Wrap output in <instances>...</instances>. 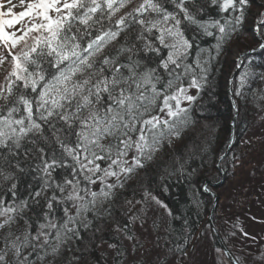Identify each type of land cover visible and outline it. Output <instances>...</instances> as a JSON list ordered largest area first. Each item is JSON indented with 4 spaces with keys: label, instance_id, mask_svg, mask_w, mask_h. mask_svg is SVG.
<instances>
[{
    "label": "snow or ice",
    "instance_id": "snow-or-ice-1",
    "mask_svg": "<svg viewBox=\"0 0 264 264\" xmlns=\"http://www.w3.org/2000/svg\"><path fill=\"white\" fill-rule=\"evenodd\" d=\"M248 31L233 61L243 69L230 81L234 98L250 79L264 80L251 62L264 54V0H0V264H60L82 229L99 231L113 215L129 182L153 172L157 189L144 184L140 199L126 201L134 211L116 231L136 252L144 245L130 226L151 220L157 248L173 253L160 228L167 235L177 217L158 190L175 177L199 215L215 131L201 115L205 97H215L217 65ZM232 107L239 115L238 99ZM28 174L34 183L21 197ZM160 210L169 219L157 224ZM191 236L185 228L183 241ZM109 247L118 260L127 255ZM156 257L168 264L166 253Z\"/></svg>",
    "mask_w": 264,
    "mask_h": 264
},
{
    "label": "trees",
    "instance_id": "trees-1",
    "mask_svg": "<svg viewBox=\"0 0 264 264\" xmlns=\"http://www.w3.org/2000/svg\"><path fill=\"white\" fill-rule=\"evenodd\" d=\"M251 38L252 33L250 31L245 32L241 36V44L230 47L229 51L222 57L220 64L217 65L218 70L214 73L215 97L211 101L208 100L207 96L205 97L204 110L201 115L209 117L207 122L215 124V131L212 133L211 152L208 156L209 163L205 165L207 170L201 169L204 172V182L210 185L211 190L202 196L203 205L199 209V215L196 214L197 210L192 209L187 202L189 195L187 186L182 182H177L175 177H173L170 190L167 193L163 192L162 189L158 190V194L174 210V215L177 217V219L171 220L168 234L165 235L164 231L160 234L162 237L161 243L166 239L168 247L174 249V252L169 254L175 257H185L182 251L176 250V245L179 244L181 248L186 247L188 249L197 229L205 225L212 232L213 244L220 248L215 230H213L211 222L208 219L214 199L210 192H214L219 196L221 194L219 189L223 188L222 185L219 188L213 187V184L219 182L222 176L220 171L217 173L212 167L211 161L213 159L216 161L217 157L221 156L225 158L219 161L222 174L225 175L227 180L231 178L237 179L228 188L229 191L226 194V198L228 200L233 199L231 204L238 208L240 206L246 208L247 198L250 197L252 192V180L257 179L260 172L264 170V99L260 98L264 96V80L259 78L250 79L245 86L244 97L241 98H234L232 84L230 83L234 79L238 83L239 74L243 71V69L235 67V63L233 62L236 59L235 52L238 49L243 51V44L250 43ZM251 62L256 66L257 72L264 71V54L251 53ZM234 99H238L240 105L239 115H236V110L232 107ZM228 147L229 150L225 154ZM247 162L252 165L243 168ZM238 168L240 169L238 171L239 176L235 178L234 175ZM29 183H34L32 174L22 175L19 191L21 197L27 194L26 190ZM129 183L131 186L123 190V194L115 207L113 215L103 222H98L99 231L95 228L87 231L82 229V239L79 241L74 240L70 243L71 250L65 249L64 257L60 264H121L123 262L125 257L122 260H118L114 248H112L113 255L111 261L107 259L105 252L100 248L103 245L116 244L122 250H126L124 244V239H126L125 234L116 231L117 223L123 227L127 223L130 210L134 211L132 204H128L126 201L140 199L144 184L150 183L151 187L155 190L160 181L153 172L138 183ZM256 183L254 182L253 184L255 185ZM6 191L7 186L0 185V196H5ZM6 198L10 200L11 194H7ZM60 214L62 215V213ZM232 216L233 218L230 219ZM226 218L228 219L226 221L231 220V225L233 224L232 228L236 229L237 220L240 218L238 209L235 211L231 210L229 215H226ZM168 219L167 217L166 221ZM185 221L188 222L187 225ZM21 224L23 225V221H21ZM212 224L221 241L230 251L226 241L229 235L221 231V224L217 220L216 215L212 217ZM185 228L192 232V236L186 243L183 241ZM133 229L134 225H131L130 230L132 234ZM152 233H154L153 236H155L157 246V230L153 227ZM159 248L167 249L163 247ZM73 254L80 256L81 259L79 261H72ZM36 264H39L38 260Z\"/></svg>",
    "mask_w": 264,
    "mask_h": 264
},
{
    "label": "rangeland",
    "instance_id": "rangeland-1",
    "mask_svg": "<svg viewBox=\"0 0 264 264\" xmlns=\"http://www.w3.org/2000/svg\"><path fill=\"white\" fill-rule=\"evenodd\" d=\"M237 53V52H235ZM236 56V55H235ZM3 71L0 70V79H2ZM252 164L248 163L243 167H250ZM240 169H237L234 177L238 178ZM237 179L224 178L223 188H220V197L218 196L217 206L213 212L217 220L220 221L221 228L224 234H228L227 245L234 257H240L241 264H264V261L259 259L264 255V170L260 172L257 179L252 180L251 195L246 202V208L234 206L233 199L228 200L226 194ZM254 182H257L255 185ZM219 194V193H218ZM255 197V199H254ZM249 206V207H248ZM139 207V206H138ZM218 207V208H217ZM238 209L240 218L237 220V228H232L231 220H228L226 215H229L231 210ZM161 215L166 221L167 216L163 210L157 214V224H161ZM213 217V216H212ZM233 216L230 218L232 219ZM209 219V216H208ZM210 221V220H209ZM152 222L143 226L139 222L134 225L133 235L140 243L144 245L143 248L136 252L131 251L132 241L124 239L125 249L127 255L121 264H147L148 260L155 261L157 259L156 252L160 251L167 254L168 264H228L226 256L217 253L216 247L213 244V235L210 228L205 225L197 229L193 236L190 245L187 249V255L182 257H175L170 255L167 249L157 248L155 243V236L152 233ZM163 228H160V234ZM234 233V235L232 234ZM247 233V235H245ZM157 239V238H156ZM225 246V245H224ZM105 252L106 257L111 261L113 250L109 245H103L100 248ZM138 261V263H136Z\"/></svg>",
    "mask_w": 264,
    "mask_h": 264
},
{
    "label": "water",
    "instance_id": "water-1",
    "mask_svg": "<svg viewBox=\"0 0 264 264\" xmlns=\"http://www.w3.org/2000/svg\"><path fill=\"white\" fill-rule=\"evenodd\" d=\"M231 125H232V122H231ZM234 143H235V142H234ZM228 150H229V147L227 148L225 154L228 152ZM218 161H219V158L217 157V159H216V165H217V166H218ZM224 178H225V176H224V174H222L220 181L217 182L216 184H214V186H218V185L222 184V182L224 181ZM213 196H214V199H213V204H212L211 211H210V213H209V220H210V222H211V226H212V228L215 230V227H214V225L212 224V216H213V212H214L215 207H216V203H217V201H218V197H217L216 195H213ZM215 234H216V236H217L218 243H219L220 247H221V248H224V249H227V248L224 246L223 242L221 241V239H220L218 233L216 232V230H215ZM226 258H227V257H226Z\"/></svg>",
    "mask_w": 264,
    "mask_h": 264
},
{
    "label": "bare ground",
    "instance_id": "bare-ground-1",
    "mask_svg": "<svg viewBox=\"0 0 264 264\" xmlns=\"http://www.w3.org/2000/svg\"><path fill=\"white\" fill-rule=\"evenodd\" d=\"M222 157V156H221ZM221 157H218V158H221ZM219 161H220V159H219ZM219 161H218V167H219ZM220 172H221V175H222V170L220 169ZM226 178V177H225ZM217 183V182H216ZM216 183H214V184H216ZM224 183V181L222 182V184ZM214 184H213V187L214 188H219V187H221V185L222 184H220V185H218V186H214ZM210 194L211 195H216L217 197H218V195L217 194H215L214 192H210ZM214 197V196H213Z\"/></svg>",
    "mask_w": 264,
    "mask_h": 264
}]
</instances>
